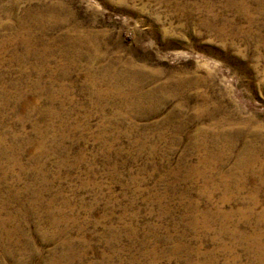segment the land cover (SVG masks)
I'll return each instance as SVG.
<instances>
[{
  "label": "rangeland",
  "instance_id": "rangeland-1",
  "mask_svg": "<svg viewBox=\"0 0 264 264\" xmlns=\"http://www.w3.org/2000/svg\"><path fill=\"white\" fill-rule=\"evenodd\" d=\"M176 1L0 0V264H264V17Z\"/></svg>",
  "mask_w": 264,
  "mask_h": 264
},
{
  "label": "bare ground",
  "instance_id": "bare-ground-1",
  "mask_svg": "<svg viewBox=\"0 0 264 264\" xmlns=\"http://www.w3.org/2000/svg\"><path fill=\"white\" fill-rule=\"evenodd\" d=\"M176 2H177L176 0H172V3H176ZM228 2L231 3L232 5H234L238 9V11L241 15H244L247 19H249L248 23L250 22L249 23L250 26H252L251 23H254V20L252 18V13L250 12L251 9H249L252 2H256V4H257L256 6L258 7L257 10H258L259 15L264 17V15H263L264 14V11H263L264 10V0H228ZM178 3H180V1ZM178 3H176V5H180ZM204 3L205 4H203V7L200 5V6H197V8L198 7H201L202 9L205 8L206 12L209 13L210 12L209 10L211 8L210 5H212V4L211 3L209 4L208 2H204ZM67 39L69 42L73 41L69 38H67ZM81 40H83V39H81ZM78 42H79V40H78ZM92 44H94V43H92ZM77 46L78 45H76L75 47H77ZM83 48L86 49L87 47L83 44ZM76 50L79 51L78 49H76ZM87 50H90V49H87ZM99 50L100 49L97 46L92 45L91 52L93 51L94 53L99 54L98 53ZM81 51H82V49H81ZM109 69H110V67H106V68L103 67V70L101 71V73L98 77V80H97V83L99 84V86H106V87L115 86L118 89H120L121 91H124V90L127 91L126 97H128L127 100H129V103L134 102L135 104H138V105H140L142 103H152V104L157 105V107L160 103H162V100H161L162 95L161 94L163 93L164 88H162L163 86L155 84L157 81V78L155 76H150L153 79L152 80L154 83L153 87L146 90V79H145L146 76L142 77V75H140V74H139V76H137L138 81L139 80L141 81L138 85L131 82L130 79H128V78L125 79L124 77L121 80H119L117 78L118 82H116L115 79L110 78V76H111L110 74H112V71H110ZM146 78L148 79V77H146ZM103 93L104 92L99 89L98 93H97L98 97L99 98L103 97L102 96ZM159 106L161 107V105H159ZM200 130L197 132L196 135H200V133H204L203 131H200ZM194 143L196 145L195 147L198 148L199 150L203 149V150H205L206 153L208 151V156L204 157L202 159V161L200 162L206 168L207 167L212 168V167L221 166L223 161H219L217 154L222 155V153H225L226 151L228 153L232 154L233 150H234L232 145H225L224 147H221L220 149H218L219 152H217V154H216V151H215V154H213V151L210 152L209 151L210 149L208 150V146H205L203 144L201 145V143L200 144L196 143V142H194ZM252 148L253 147L251 145L250 146L244 145L240 150L238 149L240 152L238 155H236L237 158L235 159L236 162L234 164V169H237V171L239 170L238 172H240L242 178L246 179L247 182H251L252 180H255V181H259L260 183H262L264 185V157L261 155V154H264V149L260 148V152H259V151L252 149ZM224 149H225V152H224ZM260 171H262L263 174H261ZM227 178H229V177H227ZM238 181H239V178H238ZM239 189H241L240 185H237V190H239ZM253 194H254V192H253ZM226 216H228V214H226ZM259 219H260V221L264 220V216L260 215ZM259 219H258V221H259ZM262 235H264V234H262ZM259 240H260V237H259Z\"/></svg>",
  "mask_w": 264,
  "mask_h": 264
}]
</instances>
